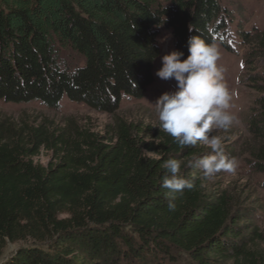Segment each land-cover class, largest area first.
<instances>
[{
    "label": "trees",
    "instance_id": "obj_1",
    "mask_svg": "<svg viewBox=\"0 0 264 264\" xmlns=\"http://www.w3.org/2000/svg\"><path fill=\"white\" fill-rule=\"evenodd\" d=\"M224 0H0V100L39 102L57 110L64 98L114 114L124 98L140 100L154 83L163 28L192 69L228 43L232 13ZM236 35L249 47L245 66L257 92L246 114L253 168L264 173V29ZM69 48L85 62L60 59ZM61 140L38 127L25 145L0 120V258L8 243L32 239L1 264H264L256 208L203 186L216 164L193 132L115 122L109 138ZM56 161L33 157L42 148ZM62 215H66L62 218Z\"/></svg>",
    "mask_w": 264,
    "mask_h": 264
},
{
    "label": "rangeland",
    "instance_id": "obj_2",
    "mask_svg": "<svg viewBox=\"0 0 264 264\" xmlns=\"http://www.w3.org/2000/svg\"><path fill=\"white\" fill-rule=\"evenodd\" d=\"M222 5L234 18V23L229 24L228 40L233 52L215 44L202 68L192 69L176 53L171 30L163 28L158 36L161 52L155 63L154 83L142 99L124 98L114 114L93 110L67 98L57 110L39 102L13 104L0 100V120L8 122L25 145L30 143L31 128L38 127L55 138L77 141L80 145L81 135L109 138L117 119L172 131L179 136L193 132L203 149L216 152L213 161L217 169L209 166L203 172L206 191L217 196L228 194L257 209L254 221L262 238L252 246L264 261V173L256 171L250 162L252 140L246 124V114L254 107L257 92L247 78L253 72L245 66L249 47L236 35L238 24L246 32L264 29V0H224ZM59 52L61 61L71 68L85 62L69 48H59ZM263 67L261 58L253 66L259 71ZM33 161L46 166L56 159L53 151L43 147ZM33 244L32 239L8 243L0 264L20 248ZM178 257L180 264L190 262L186 256Z\"/></svg>",
    "mask_w": 264,
    "mask_h": 264
}]
</instances>
